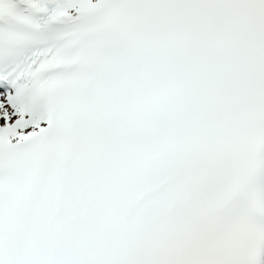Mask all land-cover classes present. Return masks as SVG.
Returning a JSON list of instances; mask_svg holds the SVG:
<instances>
[{"label": "snow or ice", "instance_id": "6c2138e0", "mask_svg": "<svg viewBox=\"0 0 264 264\" xmlns=\"http://www.w3.org/2000/svg\"><path fill=\"white\" fill-rule=\"evenodd\" d=\"M0 264H264V0H0Z\"/></svg>", "mask_w": 264, "mask_h": 264}]
</instances>
